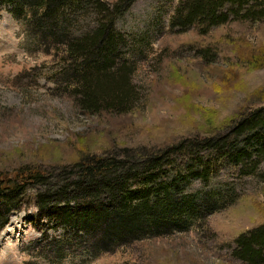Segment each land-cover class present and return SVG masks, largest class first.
Returning a JSON list of instances; mask_svg holds the SVG:
<instances>
[{
	"label": "rangeland",
	"instance_id": "rangeland-1",
	"mask_svg": "<svg viewBox=\"0 0 264 264\" xmlns=\"http://www.w3.org/2000/svg\"><path fill=\"white\" fill-rule=\"evenodd\" d=\"M182 1L135 0L118 19L116 30L124 37L118 53L130 71L132 99L98 113L83 110L65 91L60 54L41 45L10 7H2L0 172L12 177L20 169L50 167L43 190L57 188L77 177L71 176L78 171L81 150L123 159L131 149L164 148L196 135L223 136L246 113L263 107L264 65L255 68L243 59L264 52V23L254 18L211 27L210 36L222 43L223 52L210 61L203 57L206 47L197 43V31L184 32L175 19ZM89 9L67 12L69 35L95 27L96 14ZM261 133L241 137L234 154L244 158L213 164L216 172L207 182L198 176L196 163L177 161L172 168L185 167L189 180L171 196L187 214L136 241L109 243L107 250L96 249L100 244L92 233L79 239L73 229L57 228L25 205L11 213L0 232V264H247L234 252L241 234L264 223V156L252 147ZM161 175L149 193L166 189L174 176L173 171ZM149 226L143 224L141 231Z\"/></svg>",
	"mask_w": 264,
	"mask_h": 264
},
{
	"label": "trees",
	"instance_id": "trees-1",
	"mask_svg": "<svg viewBox=\"0 0 264 264\" xmlns=\"http://www.w3.org/2000/svg\"><path fill=\"white\" fill-rule=\"evenodd\" d=\"M134 1L0 0V9L10 7L13 16L23 18L27 31L33 32L41 45H49L50 50L60 54L65 91L83 110L98 113L104 108L124 107L132 99L130 71L118 53L124 37L117 32L116 22ZM88 7L96 14L95 27L80 36L69 35L65 28V22L69 21L67 12L84 11ZM175 10V19L184 27V32L197 31L201 39L197 43L206 47L201 50L203 57L210 61L223 52L222 43L210 36L211 27L247 23L254 18L264 23V0H184ZM228 12L233 16H228ZM255 52L243 60L256 68L264 65V52ZM257 130L264 132V106L246 113L223 136L200 138L196 135L195 139H183L164 148L131 149L123 159L116 156L104 159L81 150L76 163L78 171L70 175H77L75 180H62L64 184L47 190L43 189L50 178V167L28 168L26 172L20 169L12 177L7 171L0 172V232L8 224L11 213L27 205L32 213L55 227L73 229L76 235L80 234L79 239L92 233L100 244L98 250H107L109 243L136 241L155 228L167 225L165 222L187 214L188 210H178L171 196L176 187L189 180L185 167L172 168L177 161L188 159L196 163L198 176L207 182L208 176L216 172H212L213 164L224 165L244 158L243 153L234 154L239 149L238 140ZM254 139L252 147L264 156V134ZM204 158L206 161H202ZM165 171H173L172 181L163 191L149 193L150 186ZM28 189L36 191L29 194ZM143 224L150 225L146 231H141ZM263 249L264 223L241 234L234 253L243 263L257 264L264 262Z\"/></svg>",
	"mask_w": 264,
	"mask_h": 264
}]
</instances>
